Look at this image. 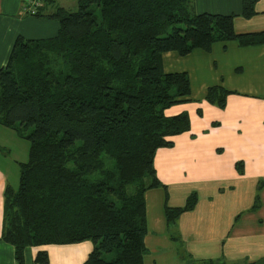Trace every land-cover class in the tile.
<instances>
[{"label": "trees", "instance_id": "1", "mask_svg": "<svg viewBox=\"0 0 264 264\" xmlns=\"http://www.w3.org/2000/svg\"><path fill=\"white\" fill-rule=\"evenodd\" d=\"M257 1L241 0L244 19ZM191 3L76 0L74 11L51 16L56 35L15 41L0 69V125L29 149L18 187L4 190L0 241L13 247L17 264L27 248H39L35 264H49L41 247L85 241L92 250L83 264H144L145 193L166 188L156 178V150L190 130L186 112L165 116L187 102L190 81L185 72L164 73L162 55L210 51L215 42L264 45V32L236 34L233 15L195 14ZM42 8L25 15L43 17ZM227 95L212 87L204 100L224 108ZM197 201L192 192L183 206L165 204L167 226Z\"/></svg>", "mask_w": 264, "mask_h": 264}, {"label": "crops", "instance_id": "2", "mask_svg": "<svg viewBox=\"0 0 264 264\" xmlns=\"http://www.w3.org/2000/svg\"><path fill=\"white\" fill-rule=\"evenodd\" d=\"M26 1L0 0V69L6 67L18 37H53L59 26L51 16L59 8L70 12L76 9V0H45L43 17H32L23 10ZM191 8L195 14L233 15L236 34L264 32V0L256 2L249 19L241 15V0H192ZM162 69L164 73L188 75L190 96L186 103L179 104L182 109H215L204 100L208 89L227 91L225 109L217 119L222 124L220 128L231 129L225 125L232 121L245 134L232 146V140H224L222 146L213 143L209 152L205 141L194 138L189 142L191 154L185 167L183 159H166L156 166L155 155L156 175L160 167L164 170V177L157 179L166 188L145 193L144 264H189L185 256L225 264H250L264 259V45L243 47L236 41H226L213 43L210 51L197 49L184 57L166 52L162 55ZM229 113L231 120L226 118ZM237 162L242 163L239 169L235 168ZM7 184L10 186L7 172L0 168V235ZM192 192L198 197L195 208L168 227L164 205L183 206ZM37 251L27 248L24 264H35ZM85 258L69 262L83 264ZM49 263L63 264L52 260ZM0 264H17L13 247L2 241Z\"/></svg>", "mask_w": 264, "mask_h": 264}, {"label": "rangeland", "instance_id": "3", "mask_svg": "<svg viewBox=\"0 0 264 264\" xmlns=\"http://www.w3.org/2000/svg\"><path fill=\"white\" fill-rule=\"evenodd\" d=\"M213 107H215V109L206 107L205 109L200 108V110L196 111V109H191L188 107H186V109H182L180 105H174L165 110L164 113L166 117H172L182 112H186L190 122V130L189 132H185L171 138L173 142L172 147L159 148L156 150V166L159 165V163H163V161L166 159L170 161L183 159L184 167L187 166L189 162L188 156L191 154L189 142L195 141L194 138L205 141L204 143L209 145L208 152L210 147L212 148L213 143H216L217 146H222L220 144L223 143L224 140H232V146L235 141L244 139L245 132L239 130L238 123L236 127L233 125V122L230 121L225 126L230 127L231 129L220 128L222 127V124L217 119L219 117V112L223 111L225 108L222 109L216 106ZM251 108H253V106H251ZM199 112L201 113L199 114ZM230 113L233 115V106L230 108ZM230 113L226 118L231 120ZM28 149L29 143L27 141L18 138L16 133L11 129L0 125V168L4 172H7L8 183L13 189L18 187L19 165L27 162ZM199 150H201V148H199L197 152ZM205 155L206 159L208 154ZM105 163L108 164V166L111 164L107 160H105ZM157 177H164L163 168L160 167L158 169L156 178ZM145 180H149L148 177ZM42 249H45L47 252L49 262L52 260L60 261L63 264H71L69 261L74 258L81 260L86 257V260L88 254L92 250V244L90 241H85L81 243L60 246L48 245L42 247L41 250Z\"/></svg>", "mask_w": 264, "mask_h": 264}, {"label": "built area", "instance_id": "4", "mask_svg": "<svg viewBox=\"0 0 264 264\" xmlns=\"http://www.w3.org/2000/svg\"><path fill=\"white\" fill-rule=\"evenodd\" d=\"M45 0H27L23 4V10L25 12H31V14H34L38 8L42 7V4Z\"/></svg>", "mask_w": 264, "mask_h": 264}]
</instances>
